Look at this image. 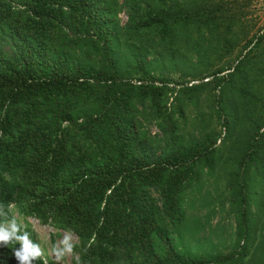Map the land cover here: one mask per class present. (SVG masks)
<instances>
[{"label": "trees", "instance_id": "1", "mask_svg": "<svg viewBox=\"0 0 264 264\" xmlns=\"http://www.w3.org/2000/svg\"><path fill=\"white\" fill-rule=\"evenodd\" d=\"M251 4L0 0L9 218L34 241L29 218L71 231V264H264V27L251 35ZM11 253L0 264H18Z\"/></svg>", "mask_w": 264, "mask_h": 264}, {"label": "clouds", "instance_id": "2", "mask_svg": "<svg viewBox=\"0 0 264 264\" xmlns=\"http://www.w3.org/2000/svg\"><path fill=\"white\" fill-rule=\"evenodd\" d=\"M12 207L13 205H8L6 208L3 204H0V248L11 247V255L18 264H33L35 261H41L42 264H59L65 256L73 255L74 245L71 231L57 232L52 227L42 226L36 219L29 218L27 222L35 234V242L32 239V234L27 230V224H23L21 219H16V214H14V217L9 218V209ZM34 224H37L39 228L52 230L47 242L50 245L51 241L54 240V244L52 247L50 246L52 255L48 254V250L43 247L44 241L39 239ZM63 234V238L57 244L55 242L56 237ZM73 237L76 239L75 236ZM15 245H18V247Z\"/></svg>", "mask_w": 264, "mask_h": 264}, {"label": "rangeland", "instance_id": "3", "mask_svg": "<svg viewBox=\"0 0 264 264\" xmlns=\"http://www.w3.org/2000/svg\"><path fill=\"white\" fill-rule=\"evenodd\" d=\"M120 20L123 23L126 18L123 15H120ZM248 20L252 21L254 24V29L251 32V35L256 33L259 29H262L264 27V0H252L250 14L248 16ZM34 229L38 232L39 239L41 241H44L43 247L48 250V254L52 255L50 245L47 243L49 240V236L51 235V229H42L39 228L37 224H34ZM205 234V235H204ZM194 232H190V236L194 238L195 236ZM64 234L61 236L56 237L55 242H58L63 238ZM208 235L206 233H203L200 237V241H203L204 239H207ZM72 243H76V239L72 236ZM72 255L71 256H65L63 261H60L59 264H70Z\"/></svg>", "mask_w": 264, "mask_h": 264}]
</instances>
